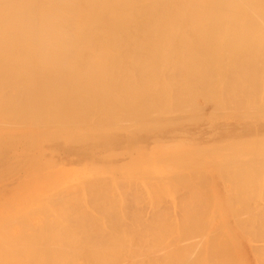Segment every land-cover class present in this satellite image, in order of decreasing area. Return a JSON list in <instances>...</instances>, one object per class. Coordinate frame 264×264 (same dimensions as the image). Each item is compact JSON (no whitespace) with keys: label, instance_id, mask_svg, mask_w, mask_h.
<instances>
[{"label":"bare ground","instance_id":"bare-ground-1","mask_svg":"<svg viewBox=\"0 0 264 264\" xmlns=\"http://www.w3.org/2000/svg\"><path fill=\"white\" fill-rule=\"evenodd\" d=\"M230 120L235 122H230ZM235 128L238 129L237 133L241 132L242 135L246 133L255 134L253 140L264 139V0H0V157L2 158L5 155L2 154L10 151L11 148L16 150L17 147L21 146L22 149L10 159L7 158L5 161L1 159L0 166L3 163L7 169L13 158L17 156L23 155L24 158H28L24 154L25 151L33 150L35 147H55L60 148V151L62 149V153L48 151L49 161L44 163L45 167L38 168L36 166L38 168L35 167L36 170H33L31 166L26 168L24 179L26 180L28 177V180H31L27 181V188L30 187V184V188H32V181L36 179L35 177L47 173L58 165L61 167V164H74L92 158L94 162L97 155H102V157H98L100 159H108L112 162L118 160L113 154V151L117 149L127 150L126 155L131 156L133 153L143 150L144 145L151 143H169L177 140V137L181 135L184 139L195 135L198 139L206 138L208 140ZM122 132L125 135H122ZM134 132L137 133L134 134ZM182 139L180 138L179 141ZM179 141L177 140V142ZM241 143H243L241 148L244 146L248 148L246 143V145L244 142ZM230 146L227 149L231 148L230 150H232L233 145ZM244 149L246 151V148ZM249 149L246 152L238 150L229 153L228 156L231 155L229 157L223 156L224 151L222 155L218 154L219 152L201 155L211 159L210 162H204L207 167L210 166L217 170L220 168L223 172L227 171L223 169L225 166H227L225 169L228 168L229 170L230 168L228 172L236 168V171H233L235 173L233 175L230 173V175L236 179L238 177L237 181H239L243 177L246 180L248 173L250 174L248 172L245 176L243 172L240 174L239 169H237L238 164L243 162L244 154L251 153L255 148H252L251 151ZM236 152L244 154L236 157ZM262 152H260L262 158H256V161L250 156L251 159L255 163L261 162V159H264ZM256 154L258 155V153ZM188 157L192 158L193 155H181V157L179 154L174 155V160H171L167 167L173 170L180 166L182 158ZM223 158L225 160L222 163L225 166L222 167L219 161ZM19 161L21 163L22 160ZM27 161L25 163L24 160L23 164L27 165L28 163L30 165ZM244 162L246 164V161ZM217 164H220L219 167ZM230 164L234 166L232 167ZM197 166L200 167V165ZM239 166L241 165L239 164ZM252 166L248 169L250 170ZM260 166L264 167L262 164ZM14 168L16 169V166ZM243 169L245 170V167ZM257 169L259 171V168ZM159 170L163 172L162 168ZM131 171L132 174L137 173L136 168L131 169ZM165 171L166 174H170L167 169ZM199 171L196 172L199 173ZM201 171L198 178H201L200 181H202L203 177V181H206L207 174L204 175ZM258 171L254 175H259ZM147 172L148 177V173L152 170ZM191 172L194 171L190 170L189 173L192 174ZM196 172H194L195 176L197 175ZM220 172L222 173V171ZM176 173L175 176L177 177L180 173ZM236 173L238 176H234V174L237 175ZM230 175L225 177L228 178ZM252 176L253 174H250V179ZM6 178L4 177V179ZM142 178L146 179L144 176ZM163 178L165 177H162V181ZM188 178L190 179V177ZM191 178L194 180V177L191 176ZM95 179L91 181L90 178L86 183V187H88V190L86 189L84 192L86 196L81 195L80 188L76 183L73 185H77L78 189L73 187L75 191L69 193L70 190L65 182L59 185L55 183L56 185H53L51 189H43L44 191L40 196L34 192L37 194V199L32 198L39 203L40 209L31 206L29 211L28 207V210H25L28 211V213L25 212L26 214L17 211V205L25 201H22V198L27 188L22 192L19 190L21 194L18 200L14 198L18 191H13L10 195L3 191L7 197L10 198L11 196L18 202L17 205H14V200H12L14 204L10 200L5 201V203L13 204L14 206H10L16 209L17 214H25L22 217L16 216V212H14L15 215L10 214L18 217L17 219L13 216L9 218H14L13 224L14 222L19 224L18 229L19 226L23 225L21 222L23 218H27L29 213V216L32 213H38L41 218L39 217L37 220L32 215L29 218L36 220L33 221L34 224L27 222L29 224L26 225L25 230H22L25 225L21 226V231L16 234L11 232L10 228L13 226L9 228L11 234H9L10 232L7 233V228V232L4 231L5 229L0 231V264H243L242 256L239 255L234 244L237 237L234 238L230 231L224 229L225 225L228 224H225L223 220L218 221L219 223L215 226L212 221L213 218L206 220L196 217L198 220L192 219L193 221H190L186 217L188 221L183 218L185 222H182L184 224L182 227V223L180 224L179 221L180 217L177 216L181 226L178 229L181 230L178 231L177 229V233L174 234L165 228V233L160 232L165 236L160 235V229L163 230V226H168H166L167 221L173 222L166 218L162 219L163 221L166 220L164 223H159L160 218L165 213L160 210L162 208H158L159 201H154L157 202L156 210L159 209L163 215L157 216L160 213L158 211L155 213V217L149 215L153 220L154 218L157 220L162 226L161 228L155 227V225L151 226L152 221L150 222L151 219H148L149 215L146 218L150 222L146 221L150 224L149 228L146 224L144 227L140 226L141 223L146 222H142L140 218L136 219L137 214L134 215L135 217L131 216L136 220H133L134 223L131 222L130 225V221H126L129 217L125 210L124 214L128 217L126 218L122 214L123 218L126 219L125 222L132 228H137L134 229L135 233L138 232V227H140L139 231L145 232L144 234H137L138 236L134 232L132 234V228L130 227V229L129 225L123 223L121 215L112 212L118 206L115 195H110L104 186H101L104 187V191L103 188L100 190L101 187L98 186L101 179L105 181L107 178L95 177ZM127 179L129 178L127 177ZM231 179L233 180L231 188L233 185H236L237 188L240 182ZM258 179L260 180L259 177ZM120 180L121 185L120 181L118 183L121 187L126 178ZM182 180L184 181V179ZM244 180L243 183L246 182ZM104 181H102L103 185L108 181L110 183L109 186H106L107 188L113 184L110 180ZM197 181L195 185L192 183L194 186H186L193 189L197 185ZM11 182H16V179L14 178ZM89 182H93V185ZM158 183L160 184V181ZM202 183L198 185L203 186ZM230 183H232L231 180ZM163 184L162 182L161 187L165 186ZM241 184L239 187H243ZM94 185L100 188L97 189ZM155 185L152 184L154 187ZM205 185L207 186V184ZM69 186L72 188L71 185ZM206 186L201 187V189L206 188ZM86 187L84 185V188ZM5 188L7 187H4L3 190ZM30 188L28 190H31ZM90 189L94 191H90ZM156 189L159 190V187ZM106 190L108 194H106ZM113 190L115 189L113 188ZM160 190L162 189L160 188ZM125 191L128 190L125 189ZM125 191L124 193H126ZM206 191L209 192L205 189L204 194H202L203 191L200 194L205 195ZM243 191L244 189L240 194ZM132 193L134 196V192ZM89 194L97 200L94 203H89L93 207L90 205L92 209L87 210L86 203L90 201L89 198L93 199ZM127 194L125 196H128ZM139 194L137 192V196ZM152 194L154 196L155 193ZM31 195L33 196V194ZM197 195H189L192 196L189 197L191 204L192 198L197 201ZM251 196L249 195V197ZM26 197L24 196L25 199ZM117 197L119 200V196ZM239 197L243 200L241 195ZM242 197H244L243 194ZM2 198L4 197L2 196ZM30 198L26 199L28 203L34 202ZM261 200L264 199L261 198ZM204 201L205 199L202 201L201 209L204 204L205 206L209 204L207 200V204ZM146 202L148 201L146 200ZM179 202L177 203L180 208L185 206L184 202L187 205L190 203L183 199L181 206L182 202L181 204ZM28 203L23 204H26L27 207ZM89 204L88 207L91 208ZM4 205L2 204V206ZM123 205L126 206L127 204ZM21 206L19 205L20 208H22ZM255 206L258 207H254L252 211L258 208L257 210L262 214L259 209L260 205ZM5 207H3L4 210L7 209ZM140 207L142 208V206ZM189 207L191 209V206ZM261 207L264 210V205ZM3 209L2 213L6 212ZM182 209H188V206ZM192 209H194V205ZM192 209L191 211H194ZM238 209L240 208L238 207ZM91 210L92 212H90ZM132 210L131 212H134ZM176 211L175 213H178ZM191 211H189L190 214ZM239 211L241 215L248 212ZM183 212L187 214L186 216L190 215L186 210ZM205 212L206 215H204L208 216L212 211L210 210L208 214L206 210ZM231 212L233 211L231 210ZM224 213L223 211L222 214ZM239 213L238 216L240 217ZM115 214L118 216L119 222L115 219V217L117 218ZM251 215L253 216V214ZM248 216L247 220H244L243 217L241 219L238 217L236 220L234 219L236 215L232 219L237 221L236 224L239 226H247L244 228L249 230L256 228L255 236H260L261 232V235H264V221L256 218L259 220V224L258 221H252V216L251 218L250 215ZM191 217L189 216L190 219ZM29 218H27L28 221H30ZM131 218L129 220H132ZM19 220H21V224L18 223ZM137 220L139 223L137 226H139L135 227ZM6 221L8 222V219ZM3 222L5 223V220L0 218V224ZM178 222L175 220V224ZM252 222L258 223L260 227H251ZM158 223L156 225H159ZM171 223H169L170 228ZM6 225L10 226L7 223ZM171 225L174 226V223ZM177 225L172 226V229L175 230ZM233 225L235 224L233 223ZM2 226L6 227L5 225ZM125 228L126 230H124ZM257 228L260 232L257 231ZM231 230L234 233L232 234L235 235L236 230ZM249 230H246L247 233L251 231V234L254 235L253 230ZM255 236L252 238H257ZM262 238L264 237L261 236ZM135 239L139 241L135 243ZM261 239L259 238L260 241H264ZM169 242L171 245L173 244L172 247ZM142 244H144V249H141ZM261 248H264V244L260 245ZM261 255V258L264 257V254Z\"/></svg>","mask_w":264,"mask_h":264},{"label":"rangeland","instance_id":"rangeland-1","mask_svg":"<svg viewBox=\"0 0 264 264\" xmlns=\"http://www.w3.org/2000/svg\"><path fill=\"white\" fill-rule=\"evenodd\" d=\"M230 122H235L234 120H230ZM199 125H201V124H199ZM200 127V126H199ZM98 128V127H97ZM96 128V129H97ZM98 129H100V128H98ZM237 131H238V129L237 128H235V129H233V130H231V131H228L227 133H225V134H223V135H221V136H218V137H215V138H209L208 140H206V138L205 139H203V138H200V139H198V137L197 136H195V135H191V138H187V139H184V137L181 135V136H178L177 137V140L179 141V139L180 138H183L181 141H179V142H177V140H174V141H170L169 143L168 142H163V143H154V144H148V145H144V147H143V150H141V151H138V152H135V153H133L131 156H127L126 154H127V150H122V149H117V150H115V151H113V154L115 155V158H118V160H113L112 162L111 161H109L108 159H100V158H98V157H102V155H97V158H96V160L93 162V158L92 159H89V160H81V161H79V162H77V163H74V164H61V167L58 165L57 167H53L52 169H50V171H48L47 173H44V174H42V175H40V176H38V177H35L36 179L35 180H33L32 178V182H33V186H32V188H30L31 187V184L29 185L30 187H28V188H30L31 190H28V188H27V185H28V183H27V181L29 182V181H31V180H28L29 178L27 177L26 178V180L24 179L25 178V172L27 171V169L31 166L32 167V169L33 170H36V166H38V168L39 167H41V168H43V167H45L44 165V163H46V162H48L49 161V157H48V154H49V152H52V151H54V152H61L62 153V149H61V151H60V148H55V147H48V148H45V147H42V148H40V147H35L33 150H31V149H29V150H26L25 151V156H27L28 158H24V156L22 155V156H17V157H15V158H13V161L11 162V164L10 165H8V167H7V169H6V166L5 165H3V163H2V165L0 166V199L2 200L1 202H0V208H2L3 209V207H5V206H9V207H5V208H7V209H9L8 211H7V209H3V211H6V212H4V213H2V209H0V218H3V220H5V223L3 222L2 224H0V231L1 230H4L5 232H7L6 231V228L8 229V232L7 233H9L10 232V229L12 230L11 232H14L13 234H16V233H19L20 231H21V226L23 227L24 225V227L22 228V230H25V227H27L26 225L27 224H29V223H27V222H30V223H32V224H34L33 223V221L35 220V219H39V217L41 218V216H40V214H31V216H29L30 215V213H29V215H27V218H31L32 217V215H33V217L35 218L34 220H32V219H30L29 218V220L30 221H28V219L25 217V218H23V220H22V218H21V220H19V222L18 223H20V221L21 222H23L22 224L23 225H21V226H19V229L17 228L18 227V225H17V223L16 222H14V224L12 223V220L14 219V218H12V219H9L10 218V216H13V215H10L11 213L12 214H14V212H16V209H14V208H12L11 206H14V205H17L16 203H18V202H16L15 200H14V198L16 199V200H18V198H19V195L21 194V192H22V190H24L25 188H27L26 190V192H24V196L26 197V196H28V194L29 193H31V194H33V196L31 195H29L28 197H26V199L28 200L29 198H30V200H32L33 198L32 197H34V199H37V194L35 193L34 194V192H37L38 193V196H40V195H42V191H44V190H46V189H51V188H53V185H56L57 183V185H59L60 183L62 184V182H65L66 184V186H67V188L70 190V192L69 193H72L73 191H75V189H78L77 188V185L76 186H74L75 185V183L76 184H78V187L80 188V192H81V195L83 196L84 195V192L86 191V189L88 190V187H86V183L90 180V178H91V181H92V179H95V177H98L99 179H101V178H107L105 181H104V179L102 180L101 179V181H99V182H101V183H99V185L98 186H104L105 187V189H108V191H109V193H110V195H115V198H116V201H117V207L116 208H114V209H116V210H112V212H116V213H119L121 216V218H122V220L124 221L123 223H125V224H127V226L129 225L127 222L128 221H130L129 223H130V225L132 224V223H134V222H132L134 219L133 218H131V216H133V217H135L134 215L135 214H137V217H135L136 219L137 218H140L141 219V221L142 222H146V221H148V219L150 220V222L152 221H155V222H149L150 224H151V226H153V225H155V227H162L159 223L161 222V224L162 223H164L165 221H163L162 219H166L167 218V220L169 219L170 221H172L173 223H174V226H176L177 224V227H175V230H173L172 229V226L173 225H171V224H173V223H171V222H169V221H167V223L168 224H166V226L167 227H165V226H163V230H161L160 229V231H159V233L161 232V231H163L164 233L166 232V230H170V231H172L174 234L175 233H177L176 232V230L178 229V228H180L181 226L183 227V223L185 222V218L187 217L188 218V220H190V221H193V220H195V219H197L198 217L199 218H202V219H206L207 220V218H209L208 220H210V219H212V221L214 222V225L215 224H218L219 222L218 221H224L225 222V224H228V225H225V227H224V229H227L228 231H230V234L232 235V236H234V238H236L237 237V239H236V241H234V244L236 245L235 246V248H237V251L239 252V255L240 256H242V262H243V264H253V262H254V264H264V261H262V260H264V257H262L261 258V254H264V252H262V251H264V248H261L260 249V245L261 244H264V241H260L259 240V238L261 239V236L262 237H264V235H261L262 234V232H261V234H260V236L258 235V233L260 232L259 231V229L257 230V231H259L258 233H256L257 235H258V237L257 236H255V231H256V228L254 229V228H251L250 230H253L252 231V233H254V235L253 234H251V231L249 230V229H247V228H244V227H247V226H244L243 227V225H241V226H239L238 224H236L237 223V221H234V219H236L237 220V218L239 217L238 216V213L240 212L239 210H241V212L243 211H248V212H244L242 215H241V213H239V215H240V217L238 218V219H241L242 217H243V219L245 220H247L248 218H249V216L248 215H250V218H251V214H253V216H252V221H258V223H259V220L258 219H262V221H264V218H262V217H264V210H262L261 208V206L262 205H264V203H262V202H264V200H261V198L262 199H264V194H262L261 195V193H264V192H262V191H264V172H262V171H264V170H262V169H264V167H261L260 165L262 164V166H264V159H261L262 161L261 162H254L252 159L253 158H255L254 160H256V158L258 159H260V158H262V154L260 153V152H262V150H264V146H262V144H264V141H262V140H264V139H262V140H253V139H255V134H249V133H246V134H244V135H242L241 134V132H238L237 133ZM123 133V134H122ZM122 133H120V134H122V135H125L124 134V132H122ZM126 133V132H125ZM137 132H134V134H136ZM204 137H207V136H204ZM8 139V138H7ZM6 140V139H5ZM4 140V141H5ZM9 141V140H8ZM256 141V142H255ZM258 141H262V142H258ZM241 142H244V144L246 143L247 145H248V148H247V146H244V147H242L241 148V144H243V143H241ZM6 143H8L7 141H6ZM6 143H5V145H6ZM172 143H174V144H179V145H174V144H172ZM260 143H261V145H260ZM245 144V145H246ZM3 146H5L4 144H2ZM2 145H1V148L3 149V147H2ZM10 145H12V144H10ZM227 145V146H226ZM230 145H233V147H232V150H230L231 148H229V149H227ZM236 145V146H235ZM240 147H239V146ZM256 145H259V146H256ZM7 146H8V144H7ZM224 146H226L225 148H224ZM254 146H256V147H254ZM12 147V146H11ZM21 146H19V147H17V149L16 150H13L14 148H11L10 149V151L8 150V151H4V149H3V151L5 152V153H3L2 155H4L2 158L0 157V161H2V160H6L7 158H9L10 159V157L11 156H14V154L16 153V152H21L20 151V148ZM231 147V146H230ZM249 147H251V149H249ZM236 148V149H235ZM240 148V149H239ZM244 148H246V151H248V149L251 151L252 150V148H255V149H253L252 150V155L254 154V156H252V155H250L251 153H248L247 155H246V153L244 154L245 156L243 157V162H241V163H239L241 166H239V164H238V167H237V169H239L238 171L240 172V174H242V172H243V174H245V176L247 175V173L248 172H250V174L252 175L253 174V178L251 177V179H250V174L248 173V175H247V178H246V180H244L241 176V180H239V181H237V179H238V177H237V179H236V177H231V175H233V173H235V172H233V171H236L234 168L233 169H231L232 171L231 172H228L229 170H230V168H229V170H228V168L227 169H225L227 166H225L222 162H224V160H225V158H223V159H221L220 161H219V163H221L222 165V167H223V165L225 166V168H223L224 169V171L225 170H227V171H225V172H223V170H220V168L217 170V169H214V168H212V167H207L206 165H205V163L206 162H210V160L211 159H208V156H202L201 154H207V155H209V153H212V152H214L215 154H217V152H219L218 154H220V155H222V152H223V156L225 155V156H228V154L230 153H233V152H235V151H242V152H246V151H244L245 149ZM59 149V150H58ZM224 149V150H223ZM22 150V149H21ZM254 150H256V151H254ZM259 150H261V151H259ZM49 151V152H48ZM240 151V152H241ZM249 151V152H250ZM254 151V152H253ZM8 152V153H7ZM44 152H45V154H44ZM48 152V153H47ZM239 152H236L234 155L237 157V155H239V156H242L243 154L242 153H240V154H242V155H240V154H238ZM256 153H258V155H259V153H260V155L258 156ZM262 153H264V152H262ZM177 154H179L180 155V157H181V155H183V156H186V155H193V157L192 158H182L181 159V162H180V166L179 167H177V168H175V169H170V168H168L167 167V164H169L170 163V161L171 160H174V158H173V156L174 155H177ZM227 154V155H226ZM229 156H231V155H229ZM228 156V157H229ZM233 156V155H232ZM252 157V159H251V157ZM256 156V157H255ZM148 157V158H147ZM248 157H250V158H248ZM146 158H147V160H146ZM154 158V159H153ZM248 160H250L251 161V163H249L250 161H247L246 159ZM2 159V160H1ZM8 159V160H9ZM150 161H149V160ZM19 160H22L21 161V163H20V161ZM24 160H25V163H26V161L27 162H29L30 163V165H28V163H27V165H24L23 163H24ZM156 161V162H153V161ZM38 161H40L39 163H38ZM99 161V162H98ZM145 161H147V162H145ZM244 161H246V164H245V162ZM257 161V160H256ZM260 161V160H259ZM145 162V163H144ZM205 162V163H204ZM157 164V165H155V164ZM189 163V164H188ZM243 163V164H242ZM254 163H255V165H258V166H255L254 165ZM261 163V164H260ZM37 164V165H36ZM116 164V165H115ZM248 164V165H247ZM18 165V166H17ZM23 165V166H22ZM34 165V166H33ZM197 165H200V167L199 166H197ZM218 165V167H219V165L220 164H217ZM226 165H228V164H226ZM230 165H232V164H230ZM243 165H246V166H243ZM251 165H253L252 167H251V169L249 170L248 168H250V166ZM16 166V169L14 168ZM25 166H27V167H25ZM29 166V167H28ZM171 166H173V165H171ZM186 166V167H185ZM234 165H232V167H233ZM257 167V168H259V171H258V169L256 170L255 169V167ZM260 166V167H259ZM11 167V168H10ZM20 167H22L21 169H19ZM36 167V168H35ZM142 167V168H141ZM145 169H144V168ZM156 167V169H154ZM217 167V168H218ZM222 167H221V169H222ZM230 167V166H229ZM243 167H245V170L243 169ZM254 167V168H253ZM2 168H4V169H2ZM27 168V169H26ZM37 168V169H38ZM133 168H136V170H137V173L136 174H132V171H131V169H133ZM162 168V171L163 172H160V170L159 169H161ZM170 172V174L168 173V174H166V169ZM242 168V169H241ZM247 168V169H246ZM252 168H253V170H252ZM15 169V170H14ZM26 169V170H25ZM32 169H30L31 171H33ZM149 169V170H148ZM214 169V170H213ZM12 170V171H11ZM18 170V171H17ZM147 170H148V172H150V170H152V172H150V173H148L147 172ZM156 172H155V171ZM172 170V171H171ZM181 170H183V171H181ZM194 171V172H198V170H203V171H201V172H203V174L204 175H206V181H205V184H207V186L204 184V181H203V177H202V181H200V179L201 178H198V176H199V173H200V171H199V173H197V175L195 176L194 174V172L192 173V174H190L189 173V171ZM247 170V171H246ZM252 170V171H251ZM167 171V172H168ZM173 171H175V172H173ZM181 171V172H180ZM214 171V172H213ZM219 171H222V173L220 172L219 173ZM237 171V172H238ZM256 171H258L257 173H259V175H254V174H256ZM10 172V173H9ZM35 172V171H34ZM122 172V173H121ZM127 172V174H125ZM146 172L149 174V175H151L150 177H149V175H148V177H147V175H146ZM172 172V173H171ZM180 173V174H178L177 175V177L175 176V173ZM205 172V173H204ZM207 172V173H206ZM228 172V173H227ZM239 172H238V174H239ZM252 172V173H251ZM8 173V174H7ZM64 173V174H63ZM121 173V174H120ZM142 173V174H141ZM174 173V174H173ZM176 173V174H177ZM184 173H188V174H184ZM209 173V174H208ZM226 175H225V174ZM230 173H231V175H230ZM4 174V175H3ZM7 174V175H6ZM125 174V175H124ZM161 174V175H160ZM172 174V175H171ZM181 174H182V176H181ZM189 174H190V176H189ZM203 174H200V175H203ZM237 174V173H236ZM238 174L237 175H235L234 174V176H238ZM239 174V175H240ZM71 175V176H70ZM153 175H154V177H153ZM158 175H160V177H158ZM163 175V176H162ZM168 175H170L169 177H171L170 179H169V177L167 178L166 176H168ZM185 175V176H184ZM194 175V176H193ZM222 175L225 177V176H227V175H230V176H228V178H230V179H228L227 177H223L222 178ZM262 175V176H261ZM6 176H8L7 178H6ZM73 176V177H72ZM132 176V177H131ZM142 176H144V178H146V179H143L142 178ZM191 176L192 177H194V180L191 178ZM244 176V175H243ZM4 177L6 178V179H4ZM12 177V178H11ZM61 177V178H60ZM89 177V178H88ZM92 177H94V178H92ZM127 177L130 179H127ZM162 177H165V178H163V181H162ZM176 177V178H175ZM179 177H181L180 179H179ZM188 177H190V179L188 178ZM195 177H196V179H195ZM249 177V178H248ZM257 177V178H256ZM258 177L260 178V180L258 179ZM16 179V182H11L13 179ZM84 178V179H83ZM126 178V180H124ZM167 178V179H166ZM187 178V179H186ZM198 178V179H197ZM231 178H233L234 179V181H237V182H240V184L241 185H243V187H239L240 186V184H239V186L237 185V188H236V185H233V188H231V184H233V180L231 179ZM68 179V180H67ZM80 179H83L82 181H80ZM98 179V180H99ZM120 179H123L124 180V182H122L123 183V187L125 188V189H127L128 191H125V189H124V191L126 192V193H124V191H123V189H122V186L120 187V185H121V180ZM137 179V180H136ZM161 179V180H160ZM171 181H169V180ZM182 179H184V181L182 180ZM189 179V180H188ZM192 179V180H191ZM205 179V178H204ZM224 179V180H223ZM227 179V180H226ZM256 179H258L257 181H258V183H256L257 181H256ZM96 180V179H95ZM107 180H110V182L111 183H113V184H111L110 185V187H111V189H110V187L109 188H107L106 186L108 185L109 186V181L107 182V183H105V185H103L104 183L102 182V181H104V182H106ZM122 180V181H123ZM127 180H129L128 182H127ZM134 180V181H133ZM145 180H146V182L148 183H146L145 182ZM168 180V181H167ZM173 180H175V181H173ZM177 180H179V181H177ZM198 180V181H197ZM226 180V181H225ZM230 180L232 181V183H230ZM243 180H244V182L246 183H243ZM255 180V182H253ZM35 181V182H34ZM79 181V182H78ZM97 181V180H96ZM120 181V185H119V182ZM140 181V182H139ZM160 181V184L158 183V182ZM178 182V184H177V182ZM182 181V182H181ZM188 181V182H187ZM196 181H197V185L196 186H198V187H192L193 189H189L188 188V186H194L195 184H196ZM208 181V182H207ZM229 181V182H228ZM242 181V182H241ZM95 182V181H94ZM134 182V183H133ZM155 182V183H154ZM162 182L164 183L163 184V186L164 187H161V184H162ZM170 182V183H169ZM174 182V183H173ZM175 182H176V184H175ZM200 182V183H199ZM201 182H203L202 184H204L205 186H206V188H202L201 189V187H205L204 185L202 186V185H198V184H201ZM253 182V183H252ZM24 184V186H23V184ZM26 183H27V185H26ZM56 183V184H55ZM83 183V184H82ZM85 183V184H84ZM172 183V184H171ZM180 183H182V185H180ZM184 183H188V184H184ZM194 185H193V184ZM209 183V184H208ZM211 183V184H210ZM230 183V184H229ZM236 183V182H235ZM234 183V184H235ZM247 183H248V185H247ZM253 185H252V184ZM258 185H256V184ZM13 184V185H12ZM74 184V185H73ZM89 184H92L93 185V182H89ZM102 184V185H101ZM119 185V188H120V190H119V188L117 187L118 185ZM139 184V185H138ZM152 184L153 185H155V187L154 186H152ZM175 184V185H174ZM192 184V185H191ZM237 184V183H236ZM262 184V185H261ZM47 185V186H46ZM69 185H73L72 186V188H69L70 186ZM82 185H83V187H82ZM84 185H85V187L86 188H84ZM96 185H97V183H96ZM96 185H94L95 186V188H97L96 187ZM135 185V186H134ZM149 185V186H148ZM172 185V186H171ZM174 185V186H173ZM178 185V186H177ZM186 185H188V186H186ZM52 186V187H51ZM88 186H90V185H88ZM114 186V187H113ZM140 186V187H139ZM147 186V187H146ZM150 186H151V188H154V189H151L150 188ZM247 186V187H246ZM4 187H7V188H5V190H3L4 189ZM38 187V188H37ZM73 187H75V189H73ZM100 187H98V188H100ZM104 187H101L100 188V190H102V188H103V191H104ZM135 187V188H134ZM139 187V188H138ZM142 187V188H141ZM156 187H159V190H157L156 189ZM174 187H176V188H174ZM180 187V188H179ZM185 187H187V188H185ZM251 188V189H249V188ZM81 188H82V191H81ZM89 188H91L92 189V187H89ZM97 188V189H98ZM113 188L116 190H113ZM131 189L132 190V192H134V196H132V192H131V190H130V192H129V189ZM160 188L162 189V190H160ZM179 188V189H178ZM182 188V189H181ZM184 188V189H183ZM254 190H253V189ZM44 189V190H43ZM67 189V190H68ZM71 189H73L72 191H71ZM84 189V190H83ZM90 189V191H94V190H91ZM96 189V190H97ZM110 189V190H109ZM122 189V190H121ZM143 189V190H142ZM175 189H176V192H175ZM181 189V190H180ZM186 189V190H185ZM197 191H196V190ZM205 189H207V190H209V192H207L206 191V193H205V195H202V194H204V192H205ZM228 189H230L229 191H227ZM239 189V191H240V189H241V191L244 189V191L242 192V194H243V196L246 198H244V197H242V194H240L241 193V191L239 192V191H237ZM248 189V190H247ZM19 190H21V192H19ZM68 190V191H69ZM136 192H135V191ZM139 190H141V191H139ZM157 190V192H154V191H156ZM173 190H174V192H173ZM178 190H180L178 193H177V191ZM200 190H202L203 191V193H202V191L200 192ZM223 190V191H222ZM232 190V191H231ZM262 190V191H261ZM6 192L7 194H9L10 195V193L11 192H13V191H18L19 192V194H17L18 192H16V196H17V198H16V196L12 199L11 198V196H10V198H9V196L7 197L5 194H3L4 192ZM25 191V190H24ZM29 191V192H28ZM76 191H78V190H76ZM98 191V190H97ZM108 191L106 190V194H108ZM111 191V192H110ZM123 191V192H122ZM146 191V193H147V195H146V193H144ZM160 191V192H159ZM162 191H164V192H162ZM198 193V191H199V193H198V195H197V193ZM234 191V192H233ZM259 191H261L260 192V194H259V192L257 193V192ZM28 192V193H27ZM112 192H114V193H112ZM116 192H118V193H116ZM137 192H138V194L140 193V194H142L141 196H140V194L137 196ZM143 192V193H142ZM155 193L154 194V196H153V194L152 193ZM161 194H159V193ZM185 192V193H184ZM236 192V193H235ZM238 192V193H237ZM251 192V193H250ZM253 192V193H252ZM255 192V193H254ZM27 193V194H26ZM77 193V192H76ZM90 193H93V192H90ZM116 193V194H115ZM122 193V194H121ZM128 193V194H127ZM177 193V195H175ZM200 193H202V194H200ZM245 193V194H244ZM14 194V193H13ZM80 194V193H79ZM78 194V195H79ZM87 194H88V192H87ZM119 194V195H118ZM125 194H127L128 196H125ZM147 196H145V195ZM151 194V195H150ZM156 194H158V195H156ZM165 194V195H164ZM180 194V195H179ZM182 194H184V195H182ZM187 194V195H186ZM193 195V196H195V195H197V201H196V199L195 198H192L193 199V202H192V204H191V201H190V199L191 198H189V197H192V196H189V195ZM213 194V195H212ZM235 194V195H234ZM247 194H248V196H247ZM255 194V195H254ZM36 197H35V196ZM90 195V194H89ZM88 195V196H89ZM93 195V194H92ZM122 195H124V197H122ZM130 195V196H129ZM200 195V197H198ZM202 195V196H201ZM208 195H209V197H208ZM212 195V196H211ZM233 195V196H232ZM241 195V198L243 199V200H241L240 199V196ZM249 195L251 196V195H253V196H251V197H249ZM2 196L4 197V198H2ZM22 196V195H21ZM24 196H23V198H24ZM84 196H86V194L84 195ZM91 196V195H90ZM117 196H119V200H121V201H119V200H117L118 199V197ZM121 196V197H120ZM145 196V197H144ZM153 196V198H150V197H152ZM157 196V197H156ZM181 196H183V197H181ZM235 196V197H234ZM256 197V199H255V197ZM261 196V197H260ZM5 197H7V198H5ZM127 197V198H126ZM138 197H140V198H138ZM143 197V198H142ZM155 197H156V200H155ZM165 197V198H164ZM189 199H188V198ZM206 197V198H205ZM211 198V199H209L208 200V198ZM238 197V198H237ZM247 197H249V198H247ZM9 198V199H8ZM22 198V201L23 200H25V201H23V203H25V202H27L28 203V201L24 198L23 199ZM89 198V197H88ZM88 198H87V200H88ZM91 198H93V199H90L89 198V202H87L86 203V205H87V210H89V209H92V205L91 204H89V203H91V202H93L94 203V201H96L97 199L95 198V197H92L91 196ZM94 198H95V200H94ZM121 198V199H120ZM147 198H149V199H147ZM201 198H204L205 199V201L204 202H206V200H207V202L209 203L208 204V206H205V204H204V202H203V204H204V207H203V205H202V209H201V204H202V201L204 200V199H201ZM229 198V199H228ZM237 198V199H236ZM259 198H260V200H259ZM33 199V201L34 202H36L37 203V201H35ZM123 199V200H122ZM150 199H154V200H150ZM167 199V200H166ZM183 199H184V201H186L187 203H189L188 205L187 204H185V202H184V207H187L188 206V209H182V208H184V207H182V208H180V205L177 203V202H179V201H183ZM195 199V200H194ZM200 199V200H199ZM238 199H239V202H238ZM251 199H253V200H251ZM258 199V200H257ZM7 200L9 201H11L12 202V200H14V202H15V204H14V202H12L13 204L11 205V203L10 204H6L5 203V201L7 202ZM146 200L148 201V202H146ZM170 200H173V201H170ZM175 200V201H174ZM187 200H189V201H187ZM237 200V201H236ZM22 201H21V197H20V202L22 203ZM119 201V202H118ZM123 201V202H122ZM127 201V203H125ZM154 201H159L158 202V208H162V209H160L162 212H165V213H167L166 215H168V216H166L165 215V213H164V215H163V213L159 210V209H157L156 210V207H157V205H156V203L157 202H154ZM235 201V202H234ZM32 202V201H31ZM30 202V203H31ZM34 202H32L31 203V205H29L30 203H28L27 204V207H26V204H18L17 206H18V210L17 211H19V212H21V213H28V211H25V210H28L29 209V211H30V208H32V207H36V209H40V206L38 205L39 203H34ZM136 202H137V205H136ZM143 202V203H142ZM160 202H162V203H160ZM167 202V203H166ZM181 202H179L180 204H181ZM197 203V204H194V203ZM199 202H200V205H199ZM207 202H206V204H207ZM233 202H234V204H233ZM241 202H242V204H241ZM252 202V203H251ZM256 204H255V203ZM259 202V203H258ZM127 204L126 206H124L123 204ZM138 203H140V204H138ZM148 203V204H147ZM212 203V204H211ZM245 205H244V204ZM251 203V204H250ZM2 204L4 205V206H2ZM88 204H89V206L91 207V208H89L88 207ZM145 204H147V205H145ZM150 204V205H149ZM154 204H155V207H154ZM172 204V205H171ZM260 205V207H259V209L261 210V212H262V214L260 213V211L259 210H257V209H255V211H252V210H254L253 208L255 207H258V206H255V205ZM11 205V206H10ZM19 205L22 207V208H20L19 207ZM25 205V206H24ZM121 205H123L124 206V209L122 208L123 206H121ZM149 205V206H148ZM162 205H163V207H162ZM170 205V206H169ZM183 205V202H182V204H181V206ZM187 205V206H186ZM193 205H194V209H192V207H193ZM196 205V206H195ZM223 205V206H222ZM234 205V206H233ZM240 205V206H239ZM243 205V206H242ZM32 206V207H31ZM121 206V207H120ZM138 207V208H140V209H138V208H136V207ZM140 206H142V208L140 207ZM189 206H191V209L192 210H194V211H191V209H189L190 207ZM211 206V207H210ZM213 206V207H212ZM236 206H237V208H236ZM245 206H247V207H250V208H247V207H245ZM25 207V209H23ZM29 207V208H28ZM120 207V208H119ZM167 207V208H166ZM210 207V208H209ZM238 207L240 208V209H238ZM244 207V208H243ZM12 208V210H10ZM28 208V209H27ZM150 208V209H149ZM152 208V209H151ZM173 210H172V209ZM177 208V209H176ZM204 208H205V210L207 211V214L209 213V211L211 210L212 212H213V214H211L212 212H210V215L208 214V216H211V217H208V216H205L206 215V212H205V210H204ZM207 208H209V209H207ZM252 208V209H251ZM14 209V210H13ZM33 209H35V208H33ZM35 209V210H36ZM121 209V210H120ZM128 209V210H127ZM133 209V210H132ZM155 209V210H154ZM165 209V211H163ZM170 209V210H169ZM179 209V210H178ZM200 209H201V211H200ZM21 210V211H20ZM124 210V211H123ZM125 210H126V214H127V216L129 217V218H131L132 220H129V218L128 217H126V215L124 214V212H125ZM131 210L132 211H134V212H131ZM141 210V211H140ZM168 212H167V211ZM172 210V211H171ZM177 210V211H176ZM182 210V211H181ZM183 210L185 211L186 210V212L188 213L189 211H191V214H190V212H189V216H192L191 217V219L189 218V216H186L187 214L185 213V212H183ZM217 210V211H216ZM221 210V211H220ZM231 210L233 211V212H231ZM31 211H33L32 209H31ZM129 211H130V213H133V214H130L129 213ZM135 211H137V212H139V213H137V212H135ZM154 211V212H153ZM156 211V212H155ZM160 212V213H158V212ZM169 211H170V213H169ZM175 211L176 212H178V213H175ZM196 211V212H195ZM216 211V212H215ZM219 211V212H218ZM225 212L224 214H222V212ZM251 211V212H250ZM89 212V211H88ZM90 212H92V210L90 211ZM180 212H181V214H180ZM192 212H194L195 213V215H194V213H192ZM199 212V213H198ZM215 212V213H214ZM238 212V213H237ZM7 213V214H6ZM25 213V214H26ZM155 213H158V215L157 216H162L161 218L160 217H158V218H160V221H159V223L157 222V220H155V218H154V220H153V218L152 217H155ZM172 213H173V215H172ZM185 213V214H184ZM197 213V214H196ZM219 213V214H218ZM234 213H237V214H234ZM247 213V214H246ZM251 213V214H250ZM257 213V214H256ZM260 213V214H259ZM15 214H17V212L15 213ZM14 214V215H15ZM20 213H18L16 216H18ZM25 214H23V215H25ZM118 214V215H119ZM122 214H124V217H126V218H128L127 220L125 219V218H123V216H122ZM149 214H151V216L149 215ZM162 214V215H161ZM205 214V215H204ZM214 214H215V217H214ZM218 214V217H219V219H218V217H216V215ZM234 214V215H233ZM244 214H246V215H244ZM2 215V216H1ZM23 215H19V216H23ZM35 215V216H34ZM39 215V216H38ZM116 215V214H115ZM149 215V216H148ZM175 215V216H174ZM204 215V216H203ZM220 215V216H219ZM236 215V217L234 218V219H232L234 216ZM244 215V216H243ZM258 215V216H257ZM259 215H261V216H259ZM5 216V217H4ZM16 216H13V217H16ZM18 216V217H19ZM98 216H101V215H98ZM117 216V215H116ZM147 216H148V219H146L147 218ZM177 216H178V218L180 219L179 221H180V224H181V226H180V224H179V222H178V218H177ZM18 217H16V219L18 218ZM113 217H114V215H113ZM119 217V219H121ZM150 217V218H149ZM165 217V218H164ZM181 217H182V219H181ZM197 217V218H196ZM204 217V218H203ZM220 217H222V218H220ZM224 217V218H223ZM8 219V222L6 221V219ZM157 218V217H156ZM171 218V219H170ZM174 219V221H173V219ZM184 218V219H183ZM187 218H186V221H188L187 220ZM256 218H258V219H256ZM115 219H117L118 220V216H117V218L115 217ZM135 219V220H136ZM193 219V220H192ZM216 219V220H215ZM218 219V220H217ZM226 219H228V221H226ZM230 219V220H229ZM242 219V220H243ZM250 219V220H251ZM254 219H256V220H254ZM11 220V221H10ZM25 220H27V221H25ZM31 220H32V222H31ZM117 220H115V223H117V222H119V220L117 221ZM125 220L127 221V222H125ZM134 220V221H135ZM139 220V219H138ZM138 220L136 221V224H135V227L137 226V224H139V223H137L138 222ZM159 220V219H158ZM175 220L178 222L177 224H175ZM198 220V219H197ZM200 220V219H199ZM1 221H2V219H1ZM36 221V220H35ZM117 221V222H116ZM121 221V220H120ZM141 221H140V223H141ZM234 221V222H233ZM26 222V223H25ZM132 222V223H131ZM148 222H146V223H141V227H144V225L146 224L148 227L147 228H149V223ZM254 222V223H255ZM261 222V221H260ZM6 223L7 224H10V226L9 225H6ZM148 223V224H147ZM156 223H158L159 225H156ZM169 223H171L170 224V226H171V228L169 227ZM233 223L235 224V225H233ZM253 223V222H252ZM253 223V224H254ZM257 223V224H258ZM21 224V223H20ZM252 224V225H253ZM256 224V223H255ZM251 225V227H260L259 226V224L257 225ZM1 225H5L6 227L4 228V226H2L1 227ZM128 226L129 228L131 227V226ZM164 225V224H163ZM233 225V226H232ZM8 226V227H7ZM13 226V228H10V227H12ZM133 226V225H132ZM139 226V225H138ZM137 226V227H138ZM151 226H150V228H151ZM173 226V227H174ZM179 226V227H178ZM216 226V225H215ZM228 226V227H227ZM262 226V225H261ZM227 227V228H226ZM236 227V228H235ZM10 228V229H9ZM19 230H17V229ZM132 228V227H131ZM130 228V229H131ZM139 228V230H140V227H138ZM153 228V227H152ZM165 228H166V230H165ZM229 228V229H228ZM249 228V227H248ZM262 228V227H261ZM260 228V229H261ZM16 229V230H15ZM128 229V228H127ZM130 229H129V231H130ZM134 229L136 230L137 228H132L131 230H133L132 231V234H134L135 233V231H134ZM142 229V228H141ZM159 229V228H158ZM172 229V230H171ZM231 229H233V230H236L235 231V235H236V233H237V235L235 236V235H233L234 233L232 232V230ZM124 230H126V228L124 229ZM138 230V232L136 231V235L137 234H144L142 231H139ZM181 229H178V231H180ZM237 230H239V231H237ZM249 230L250 231V233H247V231ZM16 231V232H15ZM18 231V232H17ZM145 231V230H144ZM175 231V232H174ZM244 231V232H243ZM11 232L9 233V234H11ZM134 232V233H133ZM163 232H161V233H163ZM246 232V233H245ZM160 233V235H163V234H161ZM185 233V232H184ZM233 233V234H232ZM245 233V234H244ZM126 234H127V232H126ZM129 234V233H128ZM132 234H129V235H132ZM249 234H251L250 236H249ZM138 236V235H137ZM137 236H134L135 238L137 237ZM165 236V234L163 235V237ZM252 236L254 237H257V238H252ZM250 237H251V239H250ZM246 238V239H245ZM136 241H135V243H137V241H139L138 239H135ZM251 240V241H250ZM259 242H258V241ZM261 240H264V238H262ZM170 241V240H169ZM171 243H173V244H175L174 242H172V240L170 241ZM169 242V244H170V246L172 247V245H171V243ZM133 243H134V238H133ZM139 243V242H138ZM257 245H256V244ZM260 243V244H259ZM249 244V245H248ZM251 244V245H250ZM143 245L144 244H142V248L141 249H144L143 248ZM252 245H256V246H252ZM257 246H259V247H257ZM204 247V246H203ZM252 247H254V248H252ZM245 249V250H244ZM249 251V252H248ZM246 254V255H245ZM248 254H249V256H248ZM260 256V257H259ZM253 258V259H252ZM159 261H160V259H159ZM262 261V262H261Z\"/></svg>","mask_w":264,"mask_h":264}]
</instances>
